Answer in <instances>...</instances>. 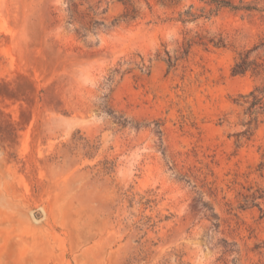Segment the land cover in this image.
Returning <instances> with one entry per match:
<instances>
[{
    "label": "rangeland",
    "instance_id": "1",
    "mask_svg": "<svg viewBox=\"0 0 264 264\" xmlns=\"http://www.w3.org/2000/svg\"><path fill=\"white\" fill-rule=\"evenodd\" d=\"M229 1L0 0V264H264V0Z\"/></svg>",
    "mask_w": 264,
    "mask_h": 264
},
{
    "label": "trees",
    "instance_id": "2",
    "mask_svg": "<svg viewBox=\"0 0 264 264\" xmlns=\"http://www.w3.org/2000/svg\"><path fill=\"white\" fill-rule=\"evenodd\" d=\"M212 3H216L218 7H230L231 9L234 10H240V9H255V6L251 5H238L234 4L229 0H211ZM78 13L77 10V5L75 3H72V5L69 7V19L68 22L74 26L73 30L78 34L79 37H86L87 36V31L89 28L87 27H77L76 25V14ZM126 16V15H125ZM197 17V16H196ZM120 21V18H115L113 23H117ZM103 24L102 21H94V27L97 25ZM201 43L203 44H208V43H213L215 46H225V44L220 41L217 42L213 38H210L208 40H202ZM192 45V42L188 43V46L184 47V53L181 55H171L170 52L167 50L166 54V61L168 63L169 68H173L178 64V61L183 58L184 55H187L190 51V47ZM251 50H247L245 52L240 53V56L238 60L235 62V64L232 67V73L234 75H239V74H245L248 71H252L255 74H262L264 72V67H262L260 64H257L256 61L251 59L250 56ZM121 73V69L115 68L113 70V74L109 77L110 80H114V77ZM246 99V102L248 103L246 112L249 114L250 119L247 121L248 124V129L249 131L251 129L252 124L254 123L255 125L258 124L259 122V116L261 113H264V83L261 86L256 87L254 90H252L248 95H242ZM107 108V107H106ZM109 113H114L113 110L108 109ZM120 121V117H116ZM126 124L125 122H123ZM159 132L162 134V130L160 129ZM261 168L264 167V163H261L260 165ZM260 197H264V193L260 194ZM256 199V198H255ZM264 215V214H263Z\"/></svg>",
    "mask_w": 264,
    "mask_h": 264
}]
</instances>
